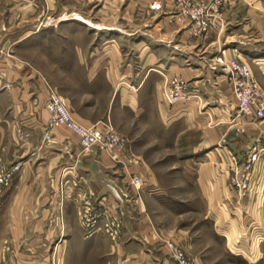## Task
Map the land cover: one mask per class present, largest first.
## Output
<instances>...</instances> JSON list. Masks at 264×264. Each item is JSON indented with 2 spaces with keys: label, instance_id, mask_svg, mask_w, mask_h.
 Masks as SVG:
<instances>
[{
  "label": "crops",
  "instance_id": "1",
  "mask_svg": "<svg viewBox=\"0 0 264 264\" xmlns=\"http://www.w3.org/2000/svg\"><path fill=\"white\" fill-rule=\"evenodd\" d=\"M172 13L171 0H0V163L21 166L0 204L18 263L34 259L22 252L69 245L86 259L102 245L104 264L113 251L114 264H173L156 234L185 246L189 238L154 226L163 187L134 151L138 142L116 131L124 117L154 114L157 126L198 134L190 152L198 161L184 174L227 263L264 264V120L235 118L230 85L211 63L215 56L245 62L264 93V0H239L220 30L200 36ZM174 79L190 92L169 105ZM49 89L80 125L110 124L124 149L81 153L75 136L49 126ZM252 148L261 152L240 202L229 153L241 163ZM63 168L70 171L62 180Z\"/></svg>",
  "mask_w": 264,
  "mask_h": 264
},
{
  "label": "rangeland",
  "instance_id": "2",
  "mask_svg": "<svg viewBox=\"0 0 264 264\" xmlns=\"http://www.w3.org/2000/svg\"><path fill=\"white\" fill-rule=\"evenodd\" d=\"M131 118L124 117L123 122L126 124L119 126L116 131L128 135L134 143L138 142L134 151L145 154L144 159L155 170L165 194L154 205H158L156 207L158 212L152 219L155 221L154 226L164 232L172 230L186 232L190 241L189 246H185L183 241H178V244L171 243L186 251L194 264H228L225 253L216 243L217 239L212 236V224L204 220V205L197 197L193 181L190 177L186 179L187 175L184 174L185 170L193 174V165L198 161L197 156L190 154L192 146L197 142L198 134L193 130L184 131L181 127L178 128L179 126L175 128L157 126V118L154 114L143 115L138 121ZM2 207L3 204H0V264H104L102 256L107 252L102 245H98L90 258L86 259L76 257L73 246L69 245L67 252H61L55 247L45 253L22 252L34 259H24L22 262L26 263H18L15 254L9 249L8 222L4 218L6 215L1 212ZM158 236H156L157 243L159 247L164 248ZM118 257L113 251L112 260L105 262L114 264Z\"/></svg>",
  "mask_w": 264,
  "mask_h": 264
},
{
  "label": "built area",
  "instance_id": "3",
  "mask_svg": "<svg viewBox=\"0 0 264 264\" xmlns=\"http://www.w3.org/2000/svg\"><path fill=\"white\" fill-rule=\"evenodd\" d=\"M173 13L171 21L189 23L188 31L192 36L205 35L211 30H220L223 25V16L226 10L238 0H208L195 2L193 0H171ZM153 10H159L158 3L151 5ZM212 66L224 77L230 85L232 95L236 101V115L238 119L264 120V93L253 79L249 66L240 60H226L222 56H215L211 60ZM189 85L178 79L169 82L165 90V99L169 105L188 98ZM45 111L49 115V126H62L76 137L81 153L98 149L106 152L121 151L125 144L121 136L113 130L110 124H101L85 127L77 123L64 100L52 89H49ZM260 148H252L243 162L238 163L236 158L229 153L232 168L229 177L230 187L234 190L238 200L242 202L251 191V173L257 163ZM19 164L0 163V191L7 189L15 176L20 172ZM70 168L61 170V177L68 174ZM132 185L139 187L138 178H132ZM63 185H60L59 194L63 195ZM87 224V223H86ZM89 232L93 231L92 225H85ZM156 236H158L156 234ZM161 239L167 250L169 259L173 264H194L193 260L181 247L172 244L168 240Z\"/></svg>",
  "mask_w": 264,
  "mask_h": 264
}]
</instances>
